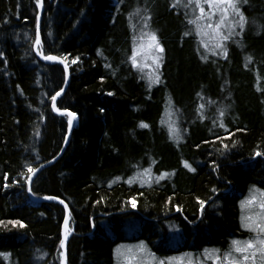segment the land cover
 Instances as JSON below:
<instances>
[{
	"label": "trees",
	"instance_id": "16d2710c",
	"mask_svg": "<svg viewBox=\"0 0 264 264\" xmlns=\"http://www.w3.org/2000/svg\"><path fill=\"white\" fill-rule=\"evenodd\" d=\"M150 3L154 14L145 0H0V264H62L64 205L66 264H118L117 245L140 241L198 259L255 235L240 201L264 190V0H240L246 26L207 61L189 0ZM145 20L167 44L151 88L128 60ZM37 47L65 58L67 83ZM64 86L56 106L77 113L67 141L69 117L51 101ZM49 161L29 192L27 166ZM143 168L152 183L129 184Z\"/></svg>",
	"mask_w": 264,
	"mask_h": 264
},
{
	"label": "snow or ice",
	"instance_id": "6c2138e0",
	"mask_svg": "<svg viewBox=\"0 0 264 264\" xmlns=\"http://www.w3.org/2000/svg\"><path fill=\"white\" fill-rule=\"evenodd\" d=\"M180 2L181 0H177L178 4ZM36 3L42 6V0H36ZM187 6L193 8L194 19L189 20V23L195 25L194 31L199 35V43L202 45V47L197 48V51L205 52V54L201 56V59L205 61L209 59L206 54L207 52H214L216 55L223 54L226 57L228 55V50L224 42L231 40L237 26L243 29L248 22V18L240 7V0H189ZM150 18L149 16L148 19ZM37 27L39 26L37 25ZM149 28L150 26L147 20H145L140 33L133 36V46L128 60L134 68L144 73L141 78L146 79L148 81L147 86L151 88L153 85L163 82L161 67L163 64L164 46L160 42V38L156 31L145 30ZM225 29L227 32H225ZM189 34L191 33H185V35ZM34 43L36 46L41 45L39 36H37ZM37 51L40 52L43 59L47 61L55 62L65 59L53 54L45 55L40 47H37ZM78 59L79 57L74 59L72 63H76ZM249 59H251V57H249ZM64 66L65 68L68 67L66 61ZM145 69L148 70L146 73ZM63 91L64 89L61 88L51 97L52 107L57 112L67 114L69 117L68 126L69 129H71L73 120L77 117V113L56 106L57 97L61 96ZM213 103H215V101H213ZM203 107L204 105H200V108ZM219 115L221 118L224 116V109L220 110ZM161 123L163 124L165 121L162 120ZM141 126L147 127L144 122H141ZM168 129L170 138L175 140L182 138L180 129L175 124L168 123ZM225 147H227V145H225ZM256 155H264V152L258 149ZM53 159H55V157H53ZM184 163L188 167H191L187 161ZM212 163L215 165V161ZM215 166L218 167V165ZM192 170L194 171L195 169ZM37 171L38 170L30 164L27 166V173L35 174ZM150 172V168L138 170L134 177L128 179V183L132 184L139 180L141 184L150 185L153 181V176L148 175ZM166 175H168V173L164 172L156 176V182ZM27 179L31 181V176H28ZM28 191H32L30 184ZM47 198L60 199L59 197L53 196ZM205 203L206 201L200 200L202 211ZM131 206L133 208L137 206L135 198H132ZM65 207H67V205H65ZM240 207L242 209L240 217L242 228L248 229L251 233H255V235H250L246 239H231L226 251H222L219 248H205L201 255L213 261V264H264V190L256 189V187L253 186L252 189L249 190V196L240 201ZM254 208L258 209L255 213L252 212ZM177 210H181L179 205H177ZM245 212L249 214H245ZM13 223L22 225L23 221H13ZM64 230L66 239L69 231L67 218L65 219ZM61 244H64L63 240ZM122 249H126V251L122 252ZM114 251L117 255L119 264H205L204 260L195 259L191 252L180 253L172 257H157L156 254L151 252V249L147 247L145 241H140L136 245H118Z\"/></svg>",
	"mask_w": 264,
	"mask_h": 264
},
{
	"label": "water",
	"instance_id": "95a60500",
	"mask_svg": "<svg viewBox=\"0 0 264 264\" xmlns=\"http://www.w3.org/2000/svg\"><path fill=\"white\" fill-rule=\"evenodd\" d=\"M40 8H42V6H40ZM40 59L43 60V61H45V62L54 63L53 61L44 60L43 59V56H40ZM55 62H61L63 64V66H64V63L61 60L60 61H55ZM64 68H65V66H64ZM65 72H66V83H67V81H68V69L67 68H65ZM63 89H65V86L63 87ZM57 113L62 114V115H67V114L62 113V112H57ZM73 123H74V120H73ZM73 123H72V125H73ZM32 175L33 174H31V176ZM33 200H35V201H41V200H45V198H42V199L41 198L40 199L34 198ZM67 215H68V210H66V216ZM61 236H62V240L64 241V244L62 245L63 248H64V254H63V260H62V262H63V264H66V245H67L68 235H67V238L65 239V230H64V227H63Z\"/></svg>",
	"mask_w": 264,
	"mask_h": 264
},
{
	"label": "rangeland",
	"instance_id": "374dc122",
	"mask_svg": "<svg viewBox=\"0 0 264 264\" xmlns=\"http://www.w3.org/2000/svg\"><path fill=\"white\" fill-rule=\"evenodd\" d=\"M145 4L147 5V6H149V8L151 9V12L154 14V10H153V8H154V6H153V4L152 3H150V0H145ZM151 13V14H152ZM157 25V24H156ZM147 31V30H146ZM160 31L162 32V30L160 29ZM163 46H164V44H163ZM165 48H166V51H167V44H165V46H164V53H166L165 52ZM148 70L147 69H145V73L147 72ZM143 75H144V73H142ZM248 196H249V194H248ZM247 196V197H248ZM258 209H256V208H254V209H252V212L253 213H255L256 211H257ZM245 214H249L248 212H245ZM119 245H122V244H119ZM126 245H136V244H126ZM118 246V245H117ZM124 251H126V249H122V252H124ZM116 255V254H115ZM179 255V254H178ZM172 256H177V255H172ZM172 256H170V257H172ZM116 260L118 261V259H117V255H116ZM197 260H204L205 261V264H213V261H211V260H209L206 256H200V257H198V259ZM116 261V263H118L119 264V261L117 262Z\"/></svg>",
	"mask_w": 264,
	"mask_h": 264
},
{
	"label": "bare ground",
	"instance_id": "6f19581e",
	"mask_svg": "<svg viewBox=\"0 0 264 264\" xmlns=\"http://www.w3.org/2000/svg\"><path fill=\"white\" fill-rule=\"evenodd\" d=\"M41 11H42V9L40 10V13H41ZM39 15H40V14H39ZM39 17H40V16H39ZM38 21H39V20H38ZM64 64H65V63H64ZM69 135H70V129H69L68 132H67V138H66V141L68 140ZM63 147H64V146H63ZM49 163H50V161L47 162V163H45V164L40 165V166L37 167L36 169L39 171L40 169H42L43 167H45V166L48 165ZM38 171H37V172H38ZM37 172H36V173H37ZM36 173H35V174H36ZM31 174H32V173H30L29 176H31ZM35 174H33V175L31 176V179L34 177ZM30 182H31V181L28 182V187H29ZM31 198L34 199L35 197L32 196ZM39 199H40V198H39ZM41 199H42V198H41ZM34 201H35V200H34ZM41 201H42V200H41ZM64 206H65V205H64ZM66 210H68L67 207H65V219L67 218V220H68L69 211H68V215L66 216ZM64 223H65V222H64ZM62 249H63V254H64V248H63V246H62ZM62 264H63V262H62Z\"/></svg>",
	"mask_w": 264,
	"mask_h": 264
}]
</instances>
